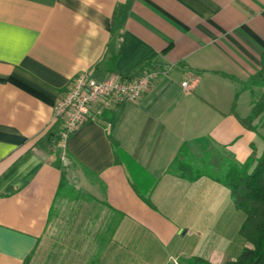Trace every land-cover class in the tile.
<instances>
[{
	"label": "crops",
	"instance_id": "obj_1",
	"mask_svg": "<svg viewBox=\"0 0 264 264\" xmlns=\"http://www.w3.org/2000/svg\"><path fill=\"white\" fill-rule=\"evenodd\" d=\"M80 7L0 0V264H30L57 227L61 198L79 200L76 218L86 223L82 235L74 222L62 229L48 264L236 259L249 243L229 188L167 168L183 145L197 155L218 147L241 162L262 153L264 135L241 121L252 94L237 89L264 64V0H93L91 36L86 22L73 24ZM153 69L161 74L139 101L118 103L61 139L55 107L79 72L101 79ZM71 165L88 197L68 175L59 194Z\"/></svg>",
	"mask_w": 264,
	"mask_h": 264
},
{
	"label": "trees",
	"instance_id": "obj_2",
	"mask_svg": "<svg viewBox=\"0 0 264 264\" xmlns=\"http://www.w3.org/2000/svg\"><path fill=\"white\" fill-rule=\"evenodd\" d=\"M252 85H264V64L240 83L237 95L242 90L251 89ZM252 104V110L247 116L241 117V121L246 127L257 129L253 121L264 112V93ZM167 172L189 180L201 176L213 178L229 188L235 206L245 214L240 233L249 245L244 246L236 259L213 263L201 256H191L182 257L181 264H264V148L260 155H250L241 162L218 147H209L197 155L183 145L170 162ZM68 184L67 173L63 169L59 194L68 190Z\"/></svg>",
	"mask_w": 264,
	"mask_h": 264
},
{
	"label": "built area",
	"instance_id": "obj_3",
	"mask_svg": "<svg viewBox=\"0 0 264 264\" xmlns=\"http://www.w3.org/2000/svg\"><path fill=\"white\" fill-rule=\"evenodd\" d=\"M160 74L153 69L132 77L110 74L98 79L90 71L79 72L55 107V116L64 121L61 139L65 141L82 123L97 119L118 103L139 101ZM183 85L188 86V82Z\"/></svg>",
	"mask_w": 264,
	"mask_h": 264
},
{
	"label": "rangeland",
	"instance_id": "obj_4",
	"mask_svg": "<svg viewBox=\"0 0 264 264\" xmlns=\"http://www.w3.org/2000/svg\"><path fill=\"white\" fill-rule=\"evenodd\" d=\"M245 90H248L252 94L251 109H250V111H251L253 108V104H252L253 100L259 99L261 97V95L264 93V85L263 86L252 85L251 89L248 88ZM250 111L245 116H247L250 113ZM253 125H255L257 127V129L259 130V132L264 135V112H262L253 121ZM220 150L222 151L223 149H220ZM67 175L70 179L72 186H75L76 190L79 192V194H80L79 196L88 197V195H90L88 190L86 189L87 183L82 179L81 170L79 168H77L74 165L69 166L68 171H67ZM61 201L63 203V206L61 209V214L55 218V220L58 221V222H55L57 224L56 225L57 227L53 230V232H48V234L45 236V238L42 239L39 248L36 250V252L33 254V256L30 259V264H48V262L52 256V254L50 255V253L53 250L54 243L57 242L56 240L61 238V236H62L61 234L64 233V231L62 232V229L63 228L68 229L69 224L71 225V223H73V222H74V224L76 223L77 224V230H78L76 232H77V234L82 235V233L80 232V230H82V228H84L82 226V223L84 224L86 222H84V219H82V221L80 223H78L77 218H76L77 212L75 213V211H76L75 203L79 202V200H77L75 198H73V199L61 198ZM230 208H233V207H230ZM70 212H72V213H70ZM239 212H241V211H239ZM106 217H107L106 214H102L100 217V220L102 218H103L102 220H105ZM236 219H237V217H236ZM102 220L99 221V223L102 222ZM89 222H91V221H89ZM99 226L101 228L103 226V223L100 224ZM76 232H74V235ZM89 233H91V232H89ZM100 233H101V235H103L105 233V231L102 230V231H100ZM214 233H215V231H214ZM218 233H220L226 237L227 236L234 237L235 231L231 232L232 234L229 233L228 231L224 232L223 230L218 232ZM79 243L80 242H77L75 239V242L73 244H74V246H78ZM96 245H97V243H96Z\"/></svg>",
	"mask_w": 264,
	"mask_h": 264
},
{
	"label": "clouds",
	"instance_id": "obj_5",
	"mask_svg": "<svg viewBox=\"0 0 264 264\" xmlns=\"http://www.w3.org/2000/svg\"><path fill=\"white\" fill-rule=\"evenodd\" d=\"M92 3L93 0H87V2H85V0H80V5L84 12L83 15L80 14V10L78 12H76V14L73 17V24L74 26H81L83 25L85 22L87 23V32H86V36H91L93 34V29H95L96 24L94 20H89L87 19L88 17V8L92 7ZM168 260L172 261V264H179V260L177 257H173V256H169ZM167 264V262H166Z\"/></svg>",
	"mask_w": 264,
	"mask_h": 264
},
{
	"label": "snow or ice",
	"instance_id": "obj_6",
	"mask_svg": "<svg viewBox=\"0 0 264 264\" xmlns=\"http://www.w3.org/2000/svg\"><path fill=\"white\" fill-rule=\"evenodd\" d=\"M18 31V30H8ZM6 50V29L5 26L0 25V57H3Z\"/></svg>",
	"mask_w": 264,
	"mask_h": 264
}]
</instances>
